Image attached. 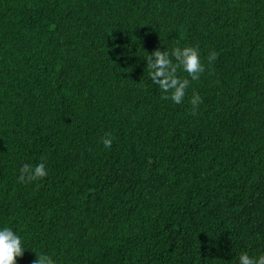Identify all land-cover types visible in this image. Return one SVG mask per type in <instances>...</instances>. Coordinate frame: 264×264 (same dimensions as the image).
<instances>
[{"label":"trees","instance_id":"16d2710c","mask_svg":"<svg viewBox=\"0 0 264 264\" xmlns=\"http://www.w3.org/2000/svg\"><path fill=\"white\" fill-rule=\"evenodd\" d=\"M186 46L205 72L176 104L146 60ZM4 227L17 264L264 255V0H0Z\"/></svg>","mask_w":264,"mask_h":264},{"label":"clouds","instance_id":"9594fccd","mask_svg":"<svg viewBox=\"0 0 264 264\" xmlns=\"http://www.w3.org/2000/svg\"><path fill=\"white\" fill-rule=\"evenodd\" d=\"M218 57V53L213 51L208 56V63L211 65ZM146 67L149 70V76L154 85L158 86L164 95L162 99H170L176 104H181L186 95V91L191 81L199 80L200 75L205 72V66L201 63L199 51L196 47H175L169 50L161 51L159 48L154 50L147 57ZM179 70L187 73L189 78H181ZM195 110L202 99L197 93H193L190 101ZM195 114V112H193ZM105 148H111L113 138L110 133L101 138ZM43 161V157L41 158ZM18 181L20 183H31L42 180L48 174L45 163L41 162L35 167L24 164L20 170ZM25 248L23 247L21 237L11 228L4 227L0 229V264H17V258L23 257ZM36 253V259L32 264H56L53 258L44 253ZM239 264H264V255L258 259L250 257L247 253H241Z\"/></svg>","mask_w":264,"mask_h":264}]
</instances>
